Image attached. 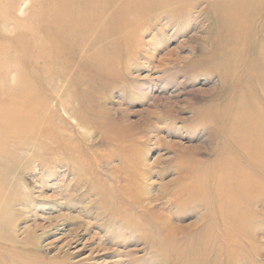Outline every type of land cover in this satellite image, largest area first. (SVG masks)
Returning a JSON list of instances; mask_svg holds the SVG:
<instances>
[{"label": "bare ground", "instance_id": "6f19581e", "mask_svg": "<svg viewBox=\"0 0 264 264\" xmlns=\"http://www.w3.org/2000/svg\"><path fill=\"white\" fill-rule=\"evenodd\" d=\"M29 2L17 15V0H0V165L17 161L33 146L48 153L43 139L56 144L57 150L64 149L54 122L58 114L49 105L56 98L48 90L54 80L62 82L77 101H87L94 91L93 81H117L118 70L129 69V60L139 51L132 39L151 30L152 23L156 27L160 13L173 22L186 16L193 5L210 2L207 18L215 30L203 66L214 69L223 85L232 88L222 104L208 105L196 113L195 120L210 124L208 140L212 146L218 143V148L208 162L197 158L202 147L178 158L168 209L154 205L155 199L144 203L133 183H126L119 203L131 197L150 210L159 246L170 251L171 264H208L209 258L202 254L207 250L217 260L220 254L213 253L211 244L231 254L247 252L253 237L247 223L258 212L264 214V0ZM244 79L252 80L246 89L240 85ZM80 87L83 90L78 91ZM84 111H73L72 117L90 126L93 110L86 106ZM115 128L107 138L119 141ZM136 140L134 136L121 139L122 146ZM126 149V161L141 163L135 150ZM5 197L0 187V236L9 233L0 244L4 250H0V264L37 262L39 257L14 239V227L3 223L17 220L12 202L3 201ZM190 208H196V220L189 225L177 222V215ZM199 229L200 247L185 252L190 230Z\"/></svg>", "mask_w": 264, "mask_h": 264}, {"label": "rangeland", "instance_id": "374dc122", "mask_svg": "<svg viewBox=\"0 0 264 264\" xmlns=\"http://www.w3.org/2000/svg\"><path fill=\"white\" fill-rule=\"evenodd\" d=\"M17 1L16 14L21 15L30 2ZM208 3L193 5L173 22L160 13L156 27L152 23L151 30L132 39L139 51L129 60V69L118 70L117 81H93L87 101L74 99L62 82L54 80L48 87L56 97L49 105L58 114L54 122L64 149L43 139L48 153L33 146L17 161L0 165L3 201L12 202L17 213L16 222L3 223L14 227V239L26 246L24 250L39 257L30 264H171L170 251L159 246L150 210L131 197H124L123 205L119 201L126 183H133L144 203L155 199L154 205L168 209L178 158L202 147L197 158L208 162L218 148L208 140L210 124L195 120L208 105L222 104L232 88L223 85L214 69L203 66L215 30L207 18ZM244 80L240 85L246 89L252 80ZM237 105L236 101L232 108ZM86 106L93 110L90 126L71 114ZM115 127L119 141L107 138ZM128 136L136 142L122 146L121 139ZM126 148L135 150L141 163L126 161ZM196 214V208H190L176 221L189 225ZM247 227L253 236L247 252L231 254L211 244L213 253L220 255L214 260L211 250L204 251L208 264H264L263 212ZM190 231L185 252L200 244L201 229ZM7 234L0 236V244L7 241Z\"/></svg>", "mask_w": 264, "mask_h": 264}]
</instances>
